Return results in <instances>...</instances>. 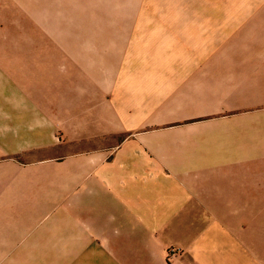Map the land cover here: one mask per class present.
<instances>
[{"label": "rangeland", "instance_id": "1", "mask_svg": "<svg viewBox=\"0 0 264 264\" xmlns=\"http://www.w3.org/2000/svg\"><path fill=\"white\" fill-rule=\"evenodd\" d=\"M5 62L36 73L21 81L38 110L13 116L0 161L51 171L107 157L166 173L264 157V0H0ZM222 181L215 208L139 245L134 264H264V197Z\"/></svg>", "mask_w": 264, "mask_h": 264}, {"label": "crops", "instance_id": "2", "mask_svg": "<svg viewBox=\"0 0 264 264\" xmlns=\"http://www.w3.org/2000/svg\"><path fill=\"white\" fill-rule=\"evenodd\" d=\"M4 65L0 124L9 132L0 137V154L10 148L6 142L13 116L28 111L35 117L38 110L36 86L21 81L36 73L12 62ZM45 146L39 138L29 147L18 146L15 153ZM123 165L119 158L82 157L50 171L43 160H1L0 263L134 264L141 258L139 245L154 250L157 241L180 233L173 230L188 227L183 223L186 214L215 208V190L223 188L224 178L234 192L264 197V157H233L166 173L151 165L132 173ZM129 228L132 232H124Z\"/></svg>", "mask_w": 264, "mask_h": 264}]
</instances>
